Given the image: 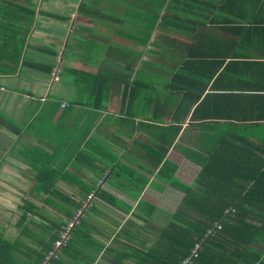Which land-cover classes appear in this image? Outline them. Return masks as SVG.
Instances as JSON below:
<instances>
[{
  "label": "crops",
  "instance_id": "0c3cea01",
  "mask_svg": "<svg viewBox=\"0 0 264 264\" xmlns=\"http://www.w3.org/2000/svg\"><path fill=\"white\" fill-rule=\"evenodd\" d=\"M179 70L218 96L204 112L263 96L264 0H0V197L66 223L94 191L62 264H140L137 252L156 247L181 200L173 182L192 185L198 171L184 154L199 128L181 136L197 102L152 166L164 145L152 125L171 122Z\"/></svg>",
  "mask_w": 264,
  "mask_h": 264
},
{
  "label": "trees",
  "instance_id": "16d2710c",
  "mask_svg": "<svg viewBox=\"0 0 264 264\" xmlns=\"http://www.w3.org/2000/svg\"><path fill=\"white\" fill-rule=\"evenodd\" d=\"M83 9L91 10V6L80 3L77 11ZM175 26L174 21L167 25ZM182 75L180 70L173 72L167 84L171 93L180 95L177 105L173 101L167 103L171 122L152 125L158 128H155L154 140L164 143L151 155L155 160L152 166L162 160L178 136L190 106L197 102L181 136L189 135V128H199L196 135L193 134L199 146L186 149L184 154L198 166V171L192 185L173 182L182 193L181 200L166 227L161 229L156 247L137 252L139 263L179 264L199 242L200 248L192 264H264V95L246 94L243 100L234 101L236 103L229 101L230 107L233 104L238 109L230 108L224 114L204 112L209 99L218 96L207 92L202 97L206 85L191 90L192 83L183 82L187 77ZM180 81L183 85L176 86L174 82ZM128 87L129 84L126 92ZM133 91L135 88H129L130 94ZM222 118L226 120L223 125L215 121ZM159 170L164 174L167 167ZM166 172V177L172 176L174 168ZM53 197L69 199L60 194ZM51 198L46 196L44 200ZM19 209L13 237L0 227V264H39L65 222L47 217L46 211L27 199H22ZM73 213L66 214L70 218ZM214 222L220 223V229L205 235ZM80 223L74 226L49 264H62L63 252L73 243L71 237L80 229Z\"/></svg>",
  "mask_w": 264,
  "mask_h": 264
},
{
  "label": "built area",
  "instance_id": "2783aa9c",
  "mask_svg": "<svg viewBox=\"0 0 264 264\" xmlns=\"http://www.w3.org/2000/svg\"><path fill=\"white\" fill-rule=\"evenodd\" d=\"M59 66L56 65L53 67L51 71V77L53 80H57V74L59 73ZM61 106H65L63 102ZM105 176V174H104ZM103 176V177H104ZM101 183V180H98V184ZM94 199V191L90 192L86 195L84 201L81 205L74 211L73 215L66 221V223L62 226L61 231L58 234V238L53 242L52 248L44 255L42 261L39 264H49L51 258L56 257L60 247L68 240L70 237V232L74 228L76 224L79 223L80 216L83 214V211L92 205V201ZM221 225L219 222H214L211 228L206 230L205 235H212L213 232L220 229ZM200 248V243L197 242L193 245L190 254L183 258L179 264H192V260L197 256V251Z\"/></svg>",
  "mask_w": 264,
  "mask_h": 264
},
{
  "label": "rangeland",
  "instance_id": "374dc122",
  "mask_svg": "<svg viewBox=\"0 0 264 264\" xmlns=\"http://www.w3.org/2000/svg\"><path fill=\"white\" fill-rule=\"evenodd\" d=\"M18 202H20L19 198L10 194L0 197V227L4 229L5 233L12 237L16 234V229L13 225L19 215L16 207ZM30 226L35 228L32 225Z\"/></svg>",
  "mask_w": 264,
  "mask_h": 264
}]
</instances>
